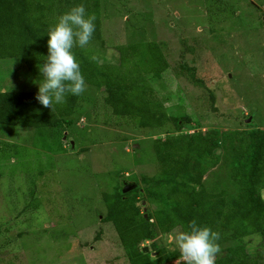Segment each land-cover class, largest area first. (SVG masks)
Returning a JSON list of instances; mask_svg holds the SVG:
<instances>
[{"label": "rangeland", "instance_id": "rangeland-1", "mask_svg": "<svg viewBox=\"0 0 264 264\" xmlns=\"http://www.w3.org/2000/svg\"><path fill=\"white\" fill-rule=\"evenodd\" d=\"M100 14L102 63L135 65L118 57L117 46L170 47L168 70L158 79L148 76L170 117L187 115L202 131H231L241 139L264 129V0H101ZM21 63L0 60V90L37 92ZM101 96L87 85L62 135L0 125V264H129L110 224L99 221L102 196L155 175L150 139L173 135V126L108 124L93 107ZM260 194L264 204V189ZM261 206L250 212L259 222L247 231L253 244L251 237L264 229ZM99 228L101 239L92 243ZM178 233L157 234L142 246L179 251Z\"/></svg>", "mask_w": 264, "mask_h": 264}, {"label": "trees", "instance_id": "trees-1", "mask_svg": "<svg viewBox=\"0 0 264 264\" xmlns=\"http://www.w3.org/2000/svg\"><path fill=\"white\" fill-rule=\"evenodd\" d=\"M81 2L96 17L95 31L89 44L74 48L73 53L86 85L102 95L93 101L95 113L107 115L108 124L124 122L135 130L173 126V135L150 139L155 175H143L139 183L132 180L135 187L126 193L116 187L112 194L102 196L106 209L99 221L110 224L128 263L165 264L181 259L179 251L166 252L157 246L143 252L142 245L157 234L186 231L194 220L220 235L215 264H264V239L255 244L250 237L245 239L247 231L259 224L250 217L251 210L261 205L264 210L260 194L264 189V129H254L248 139H241L231 131L217 130L211 135L187 115L170 117L148 80L168 70L165 53L170 47L162 51L155 42L117 46L118 57L135 65L121 68L102 63L107 46L101 37V0H0V60L19 59L38 84L48 30L60 15ZM93 55L95 61L90 59ZM181 69L194 71L184 65ZM36 93L0 90V125L48 129L50 135L53 131L62 135L72 125L83 93L66 97L65 103L52 109L41 106ZM210 103L213 108V96ZM101 235L99 228L92 243L99 242ZM259 236L264 238V229Z\"/></svg>", "mask_w": 264, "mask_h": 264}, {"label": "clouds", "instance_id": "clouds-1", "mask_svg": "<svg viewBox=\"0 0 264 264\" xmlns=\"http://www.w3.org/2000/svg\"><path fill=\"white\" fill-rule=\"evenodd\" d=\"M95 20V15L89 14L81 2L60 15L56 24L48 30L46 55L41 56L43 62L38 67L41 79L35 95V100L44 108L52 109L65 103L66 97H78L86 90L87 85L73 49L89 44L95 31ZM90 59L95 61L96 56ZM251 238L257 243L264 239L259 235ZM219 239L218 232L193 220L188 223L186 231L176 235L175 242L184 264H215L220 252L216 243Z\"/></svg>", "mask_w": 264, "mask_h": 264}, {"label": "water", "instance_id": "water-1", "mask_svg": "<svg viewBox=\"0 0 264 264\" xmlns=\"http://www.w3.org/2000/svg\"><path fill=\"white\" fill-rule=\"evenodd\" d=\"M248 122V121H247ZM71 147H73V143H71ZM135 187V184L134 183H128V182H125L124 184H123V189H122V193H126L128 190H131V189H133ZM144 205H145V202L144 201H142L141 202V206L143 207V212H144V217H146V208H144ZM142 251L143 252H148V249H147V247H143L142 248Z\"/></svg>", "mask_w": 264, "mask_h": 264}, {"label": "flooded vegetation", "instance_id": "flooded-vegetation-1", "mask_svg": "<svg viewBox=\"0 0 264 264\" xmlns=\"http://www.w3.org/2000/svg\"><path fill=\"white\" fill-rule=\"evenodd\" d=\"M125 183V182H124Z\"/></svg>", "mask_w": 264, "mask_h": 264}]
</instances>
